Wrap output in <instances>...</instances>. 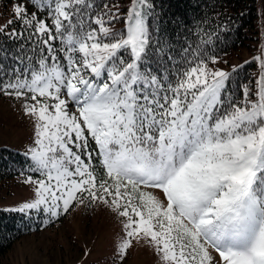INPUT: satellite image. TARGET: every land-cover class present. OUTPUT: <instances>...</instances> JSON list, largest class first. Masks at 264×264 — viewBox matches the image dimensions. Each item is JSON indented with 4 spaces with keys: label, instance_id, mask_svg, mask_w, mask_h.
Segmentation results:
<instances>
[{
    "label": "snow or ice",
    "instance_id": "obj_1",
    "mask_svg": "<svg viewBox=\"0 0 264 264\" xmlns=\"http://www.w3.org/2000/svg\"><path fill=\"white\" fill-rule=\"evenodd\" d=\"M28 2L35 12L21 0L13 15L46 37L43 54L0 92L33 102L31 170L44 179L28 178L36 199L18 211L45 206L55 217L87 198L125 218L121 257L139 237L165 264H264V60L255 93L245 86L239 98L202 58L172 64L152 0H131L119 32L98 15L97 28L78 26L86 0Z\"/></svg>",
    "mask_w": 264,
    "mask_h": 264
},
{
    "label": "trees",
    "instance_id": "obj_2",
    "mask_svg": "<svg viewBox=\"0 0 264 264\" xmlns=\"http://www.w3.org/2000/svg\"><path fill=\"white\" fill-rule=\"evenodd\" d=\"M26 2L28 0H25ZM120 0H86L91 8L80 6L82 9L81 26L85 31L98 26L92 23L95 16H101L106 26L117 25L114 32L122 31L125 26L118 23L122 16L111 19L105 13L115 12L113 6ZM152 23L154 27L163 29L165 39L170 43L174 66L183 64L186 56L196 55L208 65L212 59L224 60L233 57L244 48H252V42L257 40L255 19L257 17V0H152ZM105 5L108 7L106 8ZM28 11L35 12L31 3H27ZM264 10V0H263ZM47 23L51 24L46 14L39 13ZM162 19V24L160 20ZM13 32L0 30V82L13 80L20 72L30 69L43 54V44L46 37L33 33L18 19L13 20ZM154 36L153 39H156ZM59 47V39L51 42ZM187 49V52H184ZM156 65L153 64V67ZM254 63L248 62L229 72L230 85L235 95L242 98L245 86L255 93L253 72ZM176 67L170 71H176ZM1 93V92H0ZM91 148L95 144L90 140ZM93 166L96 174L104 176V169L99 156L94 155ZM31 158L20 150L10 147H0V184L18 176L34 174L31 170ZM105 178H107L105 176ZM43 212L26 213L16 210H0V256L5 254L12 245L24 235L38 232L44 226Z\"/></svg>",
    "mask_w": 264,
    "mask_h": 264
},
{
    "label": "rangeland",
    "instance_id": "obj_3",
    "mask_svg": "<svg viewBox=\"0 0 264 264\" xmlns=\"http://www.w3.org/2000/svg\"><path fill=\"white\" fill-rule=\"evenodd\" d=\"M21 0H0V30L13 32V7ZM25 7L27 3L22 0ZM118 23L124 25L131 0H120ZM113 9L117 12V7ZM28 9V8H27ZM12 21V23H9ZM257 40L252 48H244L237 54L224 60H216L208 65L210 71L221 70L229 74L231 69L248 62L254 63L252 72L254 89L256 80L262 71L264 60V10L263 1L257 0L255 19ZM112 30L117 25H111ZM254 90V91H255ZM30 95V94H29ZM39 99V98H38ZM52 103V101H48ZM33 103L27 98L0 93V147H10L22 151L31 158L30 149L35 147L36 117L25 114V104ZM74 110V109H73ZM44 179L43 176L27 174L18 176L0 184V210L20 209L25 203L36 199V185L28 183ZM158 199L164 200L158 189H143ZM108 199H111L110 197ZM40 209H25L22 212H43L44 226L38 232H31L16 241L2 256L0 264H165L162 256L148 243L147 239L135 238L126 254L121 257L118 246L125 238L123 221L118 213L106 204L84 199L82 203L74 201L67 212L60 211L58 216H51Z\"/></svg>",
    "mask_w": 264,
    "mask_h": 264
},
{
    "label": "bare ground",
    "instance_id": "obj_4",
    "mask_svg": "<svg viewBox=\"0 0 264 264\" xmlns=\"http://www.w3.org/2000/svg\"><path fill=\"white\" fill-rule=\"evenodd\" d=\"M263 1V0H262ZM257 8V7H256Z\"/></svg>",
    "mask_w": 264,
    "mask_h": 264
}]
</instances>
